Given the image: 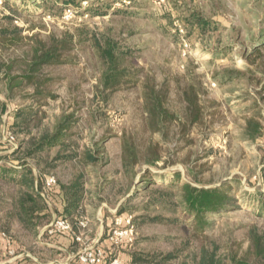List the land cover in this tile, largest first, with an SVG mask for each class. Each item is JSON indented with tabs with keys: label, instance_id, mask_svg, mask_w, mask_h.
<instances>
[{
	"label": "rangeland",
	"instance_id": "rangeland-1",
	"mask_svg": "<svg viewBox=\"0 0 264 264\" xmlns=\"http://www.w3.org/2000/svg\"><path fill=\"white\" fill-rule=\"evenodd\" d=\"M83 1L73 4L86 14L69 20L60 0H46L43 7V0L0 3V27H21L25 37L18 46L0 45V166L24 163L43 185L54 177L56 191L81 173L85 191L69 218L80 237L69 248L75 262L96 246L126 264H199L204 256L222 264L256 262L253 241L264 237V0ZM195 17L209 21L207 30L196 28ZM55 43L63 62L42 65L38 87L27 84L9 96L7 67L11 75L26 73L38 49ZM106 45L126 71L113 87L102 83L108 65L100 49ZM153 87L170 113L157 132L148 126L146 93ZM191 93L201 108L197 121L187 112ZM22 108L38 114L29 126L33 136L53 133L68 120L61 143L25 157L29 129L14 126ZM252 117L261 123L254 138L246 131ZM127 143L136 160L125 167ZM88 150L94 163L83 162ZM177 175L174 186L167 184ZM145 177L154 182L145 187ZM184 182L227 186L233 202L209 214L202 227L178 204L175 186ZM43 189L40 229L65 210L58 192ZM18 191L0 176V232L34 253L40 246L11 205ZM124 214L132 216L133 242L113 244L110 235L122 227Z\"/></svg>",
	"mask_w": 264,
	"mask_h": 264
},
{
	"label": "trees",
	"instance_id": "trees-1",
	"mask_svg": "<svg viewBox=\"0 0 264 264\" xmlns=\"http://www.w3.org/2000/svg\"><path fill=\"white\" fill-rule=\"evenodd\" d=\"M46 0H43L41 7L45 6ZM77 0H60L59 8L63 11L69 6L74 5L73 3ZM11 18V17H9ZM196 28L200 32L207 30L209 26V21L201 17H195ZM21 27H0V45L6 46H18L22 40ZM100 55L103 57L104 61L108 65V70L103 75L102 83L106 87H113L119 84L125 76V70L120 67L121 62L118 60V56L115 53V49L111 45H106L101 47ZM61 52L58 44H53L52 46H43L35 53V61L30 67V70L26 73L20 75H11L9 71L12 66L7 67L6 74L4 75L8 95H15L14 90L16 88L25 87L27 84L34 85L38 87L39 80L37 79L36 71L40 70V67L45 64H59L62 61L60 59ZM37 96H39L40 91H37ZM148 113L150 118L148 120V126L153 132L162 130L164 119L169 117L168 111H166L162 105V97L156 92L155 88H151L149 93H146ZM187 112L188 116H191L193 121H197L201 117V108L195 97V93L187 94ZM6 105L3 106V109ZM35 109H16L14 116V126L22 128H27L29 139L27 141L26 151H24V156H36L41 151L50 150L52 146L60 144L65 137V129H68L67 122L64 120L58 123L55 127L53 133L44 132L40 136H33L30 130L31 123L34 122L36 117H38L37 112H33ZM33 112V115H32ZM34 118V119H33ZM66 117L65 119H68ZM40 118L35 123L39 125ZM246 131L251 138H254L257 134L261 132V123L255 118H249L246 125ZM124 149V165H128V161L131 159L136 160L135 152L132 151L130 143ZM129 155V156H128ZM131 157V158H130ZM67 159L77 158V155H68ZM83 158V157H82ZM95 154L88 150L85 152L84 160L86 164L94 163L96 161ZM159 157L156 155L153 159H149V162L155 164ZM0 176L1 178L11 182L13 185L18 187L19 191L17 196L13 198L11 203L13 209L15 210L16 216H18L20 222L25 227L26 230L30 232H35L38 228V223L40 222L42 211L44 206L42 205V196L40 194L43 188V181L41 175H36L33 168L27 166L26 164H21L18 167H9L5 164L0 166ZM178 176L172 179L170 183L172 186L178 182ZM147 185L154 182L153 177H145L143 179ZM179 191L178 204L185 208L186 213L198 220L200 226L205 227L208 224L207 216L211 213L226 211L230 204L233 202L234 196L230 193V188L227 186L218 187H198L192 185L189 182L180 183L175 186ZM55 188H52L49 192H55ZM85 191V185L82 179L81 173H78L67 185H62L60 187L58 194H60L61 202H66L67 204V214L70 217H74V213L77 207L81 204L83 194ZM262 196L260 207L264 209V190L259 191ZM125 210V209H123ZM125 212V211H123ZM128 214H124V217ZM162 220L161 218L154 217L151 221ZM254 248L257 257L256 262H250L247 259L234 260L233 264H264V237L255 236L254 238ZM122 258V256H121ZM123 264H126L124 258H122ZM199 264H222L212 257L204 256L201 258Z\"/></svg>",
	"mask_w": 264,
	"mask_h": 264
},
{
	"label": "crops",
	"instance_id": "crops-1",
	"mask_svg": "<svg viewBox=\"0 0 264 264\" xmlns=\"http://www.w3.org/2000/svg\"><path fill=\"white\" fill-rule=\"evenodd\" d=\"M35 171V170H34ZM36 173V171H35ZM61 206L62 214L68 218L70 216L65 213L67 212L66 202H63ZM61 207V208H62ZM60 210V209H59ZM65 211V212H64ZM58 215V216H59ZM56 216V214H55ZM54 216V217H55ZM2 234H5L2 235ZM39 247V251H29L25 245H20L19 242L15 241L12 236H9L5 232H0V264H9L10 261H14L17 264H75L73 254L70 251V247L77 242L75 239V232H65L62 234H49L44 228L40 229L38 226L37 230L33 232ZM10 242V244H9ZM10 249H13V254L10 253ZM49 253H59V255L65 254L66 258H50L47 256ZM51 259V260H50Z\"/></svg>",
	"mask_w": 264,
	"mask_h": 264
},
{
	"label": "built area",
	"instance_id": "built-area-1",
	"mask_svg": "<svg viewBox=\"0 0 264 264\" xmlns=\"http://www.w3.org/2000/svg\"><path fill=\"white\" fill-rule=\"evenodd\" d=\"M88 0H84L82 3H86ZM3 0H0V3H2ZM79 7H76L74 5H69L65 10H64V16L63 19L69 20L70 18H76L77 16L83 14L79 13ZM88 13V12H87ZM86 13H84L85 15ZM55 187V179L54 177L47 178L45 180V185H44V191H50L52 188ZM43 196L44 194L41 193ZM132 216L128 215L126 217H120L118 224H122V227H116L111 235H110V240L113 244L118 243L120 240L125 238L126 242L131 244L133 242L134 238V226L132 224ZM71 221L68 217L59 215L53 221L44 227V229L49 233V234H62L65 232H74ZM5 236V234H2ZM75 239L80 241V237L76 236L75 233ZM10 244V242H9ZM11 254H13L14 250L10 249L9 250ZM9 264H17L14 261H10ZM75 264H123V261L120 256L118 255H113L111 257H108L106 252L100 247H92L89 249H84L83 251L80 252L79 258L77 263Z\"/></svg>",
	"mask_w": 264,
	"mask_h": 264
}]
</instances>
